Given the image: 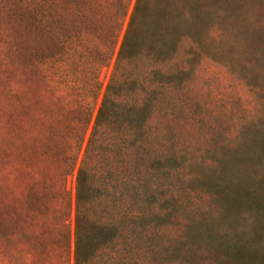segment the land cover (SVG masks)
Segmentation results:
<instances>
[{
    "label": "trees",
    "instance_id": "16d2710c",
    "mask_svg": "<svg viewBox=\"0 0 264 264\" xmlns=\"http://www.w3.org/2000/svg\"><path fill=\"white\" fill-rule=\"evenodd\" d=\"M207 1L33 0L1 121L0 264H68L72 237L74 264H193L174 257L185 228L168 244L162 227L187 187L173 122Z\"/></svg>",
    "mask_w": 264,
    "mask_h": 264
},
{
    "label": "rangeland",
    "instance_id": "374dc122",
    "mask_svg": "<svg viewBox=\"0 0 264 264\" xmlns=\"http://www.w3.org/2000/svg\"><path fill=\"white\" fill-rule=\"evenodd\" d=\"M32 4L0 0V147L3 111L15 117L18 27L26 35ZM204 16L205 56L179 95L186 108L177 109L172 132L176 152L187 154V187L175 192L181 208L164 221L162 239L170 244L185 228L174 257L186 263L264 264V0H208ZM115 59L102 74L103 90ZM67 184L73 232L76 173ZM73 249L72 237L68 264Z\"/></svg>",
    "mask_w": 264,
    "mask_h": 264
}]
</instances>
